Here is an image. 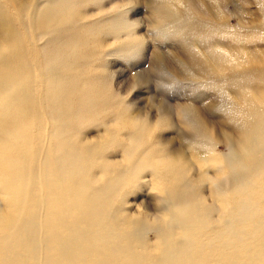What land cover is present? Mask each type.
Segmentation results:
<instances>
[{
	"label": "rangeland",
	"instance_id": "1",
	"mask_svg": "<svg viewBox=\"0 0 264 264\" xmlns=\"http://www.w3.org/2000/svg\"><path fill=\"white\" fill-rule=\"evenodd\" d=\"M0 1L7 11L5 41L12 44L20 38L19 46L28 52L19 60L23 66L15 71L16 77L6 75L14 90L21 88L18 94H27L30 102L29 111L24 110L27 116H21L23 125L27 124L26 139L17 141L27 161L34 158L39 140L49 147L47 133L53 135L51 153L63 162L70 158L88 166L96 184L108 179L103 176V164L119 168L140 158L173 161L182 167L183 176L189 175L193 182H188L204 203L213 202L215 184L220 191L234 192L232 175L217 160L229 154V138L239 135L236 127L241 121L230 118L227 111L233 108V96L264 90V71L239 65L231 52L264 58V0H204L214 7L211 14L203 5V14L195 11L190 0ZM205 55L219 69L209 66L202 58ZM34 107L42 116L36 122L30 117ZM189 107L198 112L208 132L191 121ZM32 123H39L38 128L31 127ZM14 143L10 138L3 152L13 150L11 155L16 156ZM197 151L208 160L201 162ZM186 160H192L195 168L189 170ZM143 188L129 194L128 210L151 222L166 212L158 201L159 192Z\"/></svg>",
	"mask_w": 264,
	"mask_h": 264
},
{
	"label": "bare ground",
	"instance_id": "2",
	"mask_svg": "<svg viewBox=\"0 0 264 264\" xmlns=\"http://www.w3.org/2000/svg\"><path fill=\"white\" fill-rule=\"evenodd\" d=\"M189 2L195 11L202 13L203 5L207 13L214 12V7L204 0ZM6 12L0 1V264H264V90L233 96V108L227 111L230 118L241 121L236 127L239 135L236 139L229 138V154L217 159L224 172L232 175L235 182L232 194L225 189L220 191L215 184L213 202L204 203L194 192L189 175L183 176L182 167L173 161L140 158L121 163L119 168L103 164V176L108 179L98 180L100 183L96 184L88 175V166H80L70 158L63 162L51 153L52 134L46 133L49 147L46 149V144L39 140L32 152L34 158L29 161L18 151L17 141L25 138L27 126L23 125L21 116H27L24 110L29 111L30 102L26 100L27 94H18L23 91L21 88L14 90L6 75L16 77L15 71L23 66L19 65V60L28 52L19 46L18 43L22 44L19 37L13 45L5 41L9 34L3 26ZM23 21L26 23L28 19ZM231 53L239 65L264 71V58H252L250 52L242 57ZM202 58L212 68L219 69L208 56ZM6 70L14 72L7 74ZM13 100L15 105L11 106ZM33 109L30 117L36 122L42 116L39 110ZM188 111L191 121L200 130L207 131V124L198 119V112L193 107ZM36 124L30 126L38 128ZM10 138L16 144V156L11 155L13 150L3 152V145L6 146ZM197 155L201 162L207 158L199 151ZM185 164L189 170L195 168L192 160H186ZM197 167L205 175L206 172ZM183 179L187 181L183 183ZM145 186L159 192L158 201L166 212L151 222L128 210L129 194ZM175 197L182 199L175 201Z\"/></svg>",
	"mask_w": 264,
	"mask_h": 264
}]
</instances>
